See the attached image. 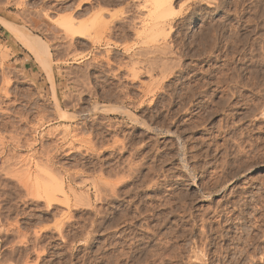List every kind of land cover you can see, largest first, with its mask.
Masks as SVG:
<instances>
[{"label": "rangeland", "instance_id": "1", "mask_svg": "<svg viewBox=\"0 0 264 264\" xmlns=\"http://www.w3.org/2000/svg\"><path fill=\"white\" fill-rule=\"evenodd\" d=\"M170 1L0 0V264H264V0Z\"/></svg>", "mask_w": 264, "mask_h": 264}, {"label": "bare ground", "instance_id": "2", "mask_svg": "<svg viewBox=\"0 0 264 264\" xmlns=\"http://www.w3.org/2000/svg\"><path fill=\"white\" fill-rule=\"evenodd\" d=\"M147 2H149V5H148V7L150 8L149 9V13H150V16L149 17H151L152 19L153 18H155L154 20H156L158 17H160L161 19H163V18H165V16L168 14V13H172L173 12V10L171 11V9H173V7L169 4V2H171L170 0H146ZM191 1V0H190ZM211 1V0H210ZM213 1V0H212ZM147 2H144V3H147ZM148 4V3H147ZM147 4H146V6H147ZM167 4H169V5H167ZM172 4V3H171ZM170 6V7H169ZM189 6V5H188ZM147 7V8H148ZM170 9V10H167V9ZM182 9V8H181ZM187 9V8H186ZM226 10V9H225ZM252 10V9H251ZM182 11V10H181ZM200 11V10H199ZM177 12V11H176ZM194 12V11H193ZM232 12V11H231ZM140 13H141V11H140ZM174 14L173 15H175V12H173ZM99 14V13H98ZM179 14V13H178ZM191 14V13H190ZM237 14V13H236ZM96 15V14H95ZM147 15H148V13H147ZM94 16V15H93ZM141 16V15H140ZM164 16V17H163ZM233 16V15H232ZM2 17V16H1ZM0 17V20H1V22H3L5 25H6V27L11 31V32H13V34L15 35V36H17L26 46H28L29 47V49L31 48L34 52H35V54H38L37 55V58L40 60V59H46V61H47V58H39L38 56H44V55H48L49 53V50H48V47H47V44L39 37V36H37V35H31L29 32H27L26 30L27 29H25L24 30V28L22 27V26H20V25H18V24H16V23H14V22H11V21H8V20H5V18L3 19V18H1ZM100 17V16H99ZM104 17V16H103ZM170 17H171V15H170ZM169 17V18H170ZM146 18H147V16H146ZM138 19V18H137ZM150 19V18H149ZM148 18H147V21H150ZM151 19V20H152ZM159 19V18H158ZM167 19H168V15H167ZM166 19V20H167ZM66 20V19H65ZM103 20V19H102ZM135 20V19H134ZM165 20V19H164ZM169 20V19H168ZM159 21V20H158ZM161 21V20H160ZM71 22V21H70ZM93 22V21H92ZM131 22V21H130ZM139 22V21H138ZM146 22V21H145ZM189 22V21H188ZM91 23V22H90ZM102 23H104L103 21H102ZM143 23H144V21H143ZM149 23V22H148ZM152 23V22H151ZM150 23V24H151ZM75 24V23H74ZM132 24V23H131ZM157 24V23H156ZM160 24V23H159ZM164 24V22L162 23V25ZM261 24V23H260ZM64 25H66V24H64ZM70 25V24H69ZM84 25V24H83ZM83 25H81V27L83 26ZM91 25H93V23L91 24ZM143 25H147V22H146V24H143ZM226 25V24H225ZM114 26V25H113ZM120 26V25H119ZM135 26V25H134ZM151 26H153V25H151ZM157 26H159V25H157ZM264 26V25H263ZM66 27H67V25H66ZM69 28H70V30H71V28H73L71 25L70 26H68ZM67 27V28H68ZM76 27V26H75ZM83 27H85V26H83ZM130 27V26H129ZM78 28V27H77ZM86 28V27H85ZM93 28V27H92ZM115 28V27H114ZM119 28V27H118ZM127 28V27H126ZM134 28V27H133ZM147 28V27H146ZM153 28V27H152ZM151 28V30H153ZM156 28V27H155ZM165 28V27H164ZM220 28V27H219ZM80 29V28H79ZM87 29V28H86ZM158 28H156V30H157ZM72 30H74V29H72ZM88 30V29H87ZM109 30V29H108ZM125 30V29H124ZM129 30V29H128ZM162 31H164L163 29H161ZM264 30V29H263ZM79 31H83V30H79ZM78 31V32H79ZM85 31V30H84ZM159 31V30H158ZM161 31V32H162ZM173 31V30H172ZM207 31H209V30H207ZM210 31H212V30H210ZM80 32V33H81ZM146 32H149V31H147L146 30ZM152 33H154L153 31H151ZM157 31H155V36H154V34H151L150 36L151 37H153V38H158V37H156L159 33H161V32H159V33H156ZM166 32H167V30H165V34H166ZM168 32H169V30H168ZM235 32V31H234ZM83 33V32H82ZM86 33V32H85ZM124 33V32H123ZM136 33V32H135ZM150 33V32H149ZM182 33V32H181ZM229 33H230V31H229ZM162 34H163V32H162ZM161 34V35H162ZM196 34V33H195ZM208 34V33H207ZM211 34V33H210ZM239 34V33H238ZM143 35V34H142ZM166 35H168V33L166 34ZM126 36V35H125ZM150 36L148 37L149 39H150ZM200 36V35H199ZM165 37V36H164ZM230 37H231V35H230ZM237 37V36H236ZM238 37H239V35H238ZM247 37V36H246ZM263 37V36H262ZM152 38V39H153ZM162 38V37H161ZM161 38H158L159 40L161 39ZM195 38V37H194ZM197 38V37H196ZM206 38V37H205ZM216 38V37H215ZM213 39V38H212ZM256 39H258V38H256ZM143 40V39H142ZM164 40V39H163ZM144 41V40H143ZM153 41V40H152ZM231 41V40H230ZM253 41V40H252ZM157 42V41H156ZM214 42V41H213ZM119 43V42H118ZM142 43V42H141ZM144 43V42H143ZM166 43V42H165ZM171 43V42H170ZM190 43V42H189ZM245 43V42H244ZM169 44V43H168ZM167 44V45H168ZM183 44V43H182ZM191 44H192V42H191ZM237 44V43H236ZM121 45V44H120ZM163 45H165V44H163ZM170 45V44H169ZM168 45V46H169ZM217 45V44H216ZM160 46V45H159ZM166 46V45H165ZM235 46V45H234ZM256 46V45H255ZM262 46V45H261ZM60 47V46H59ZM128 47V46H127ZM169 47H171V46H169ZM180 47V46H179ZM58 48V47H57ZM143 48V47H142ZM152 48V47H151ZM209 48V47H208ZM225 48V47H224ZM232 48V47H231ZM146 49V48H145ZM144 49V50H145ZM153 49H158V51L160 50V51H162L161 50V48L159 49V48H153ZM215 49V48H214ZM151 50V49H150ZM167 50H169V49H167ZM167 50H165V51H167ZM234 50V49H233ZM155 51V50H154ZM153 51V52H154ZM170 51H172V50H169V53H170ZM182 51V50H181ZM240 51V50H239ZM33 52V53H34ZM145 52H147V51H145ZM152 52V53H153ZM157 52V51H156ZM174 52H175V50H174ZM196 52V51H195ZM211 52V51H210ZM242 52V51H241ZM163 53H164V51H163ZM168 53V54H169ZM172 53V52H171ZM221 53V52H220ZM237 53V52H236ZM144 54V53H143ZM166 54H167V52H166ZM233 54V53H232ZM244 54V53H243ZM145 55V54H144ZM180 55V54H179ZM191 55V54H190ZM235 55V54H234ZM36 56V55H35ZM49 56V55H48ZM138 56V55H137ZM50 57V56H49ZM48 57V58H49ZM141 57V56H140ZM242 57V56H241ZM256 58V57H255ZM153 59V58H152ZM162 59V58H161ZM166 59V58H165ZM239 59V58H238ZM44 60H41V61H44ZM50 60V59H49ZM48 60V61H49ZM106 60H107V58H106ZM157 60H158V58H157ZM162 60H164V59H162ZM171 60V59H170ZM174 60V59H173ZM177 60V59H176ZM203 60V59H202ZM40 61V62H41ZM48 61H47V63H48ZM51 61V60H50ZM135 61H136V59H135ZM150 61V60H149ZM172 61V60H171ZM170 61V62H171ZM52 62V61H51ZM138 62V61H137ZM46 65H47V63L46 62H44ZM108 63V62H107ZM111 63V62H110ZM127 63V62H126ZM131 63H133V62H131ZM134 63H136V62H134ZM148 63V62H147ZM149 63H151L152 64V61L151 62H149ZM163 63V62H162ZM167 63V62H166ZM175 63V62H174ZM231 63V62H230ZM137 64V63H136ZM135 64V65H136ZM141 64V63H140ZM168 64V63H167ZM173 64V63H172ZM49 65V66H48ZM47 66H46V68H47V70H48V73H49V77L52 79V81H53V72H52V68H51V64H48ZM139 65V64H138ZM155 65V64H154ZM157 65V64H156ZM162 65H164V64H162ZM227 65V64H226ZM133 66V65H132ZM142 66V65H141ZM165 66H166V64H165ZM168 66V65H167ZM176 66H178V65H176ZM143 67V66H142ZM162 67V66H161ZM174 67V66H173ZM183 67V66H182ZM242 67V66H241ZM260 67V66H259ZM171 68V67H170ZM177 68V67H176ZM140 69V68H139ZM139 69H138V71H139ZM160 69V68H159ZM162 69V68H161ZM255 69V68H254ZM142 70V69H141ZM147 70V69H146ZM149 70V69H148ZM155 70V69H154ZM231 70V69H230ZM150 71V70H149ZM147 72V74H148V71H146ZM254 72V71H253ZM252 72V73H253ZM136 73V72H135ZM134 73V74H135ZM152 73V72H151ZM170 73V72H169ZM163 74V73H162ZM165 74V73H164ZM85 75V74H84ZM136 75V74H135ZM139 75V74H138ZM150 75V74H149ZM209 75V74H208ZM225 75V74H224ZM246 76V75H245ZM135 77H137V76H135ZM159 77V76H158ZM156 78V77H155ZM161 78H163V77H161ZM240 78V77H239ZM238 78V79H239ZM153 79V78H152ZM157 79V78H156ZM224 79V78H223ZM232 79V78H231ZM240 80V79H239ZM254 80V79H253ZM160 81H161V79H160ZM151 82V81H150ZM152 82H154V81H152ZM159 82V81H158ZM246 82V81H245ZM256 82V81H255ZM8 83V82H7ZM220 83H222V82H220ZM127 84V83H126ZM137 84V83H136ZM159 84V83H158ZM200 84V83H199ZM209 84V83H208ZM169 85V84H168ZM187 85V84H186ZM193 85V84H192ZM201 85V84H200ZM134 86V85H133ZM142 86V85H141ZM147 86V85H146ZM195 86V85H194ZM208 86V85H207ZM155 87H157V85H155ZM205 87V86H204ZM4 88V87H3ZM126 89V88H125ZM146 89V88H145ZM144 89V90H145ZM154 89V88H153ZM89 90V89H88ZM118 90V89H117ZM187 90V89H186ZM259 90V89H258ZM261 90V89H260ZM86 91V90H85ZM152 91H154V90H152ZM145 92V91H144ZM206 92V91H205ZM124 93V92H123ZM214 93V92H213ZM127 94V93H126ZM145 94H146V92H145ZM144 94V95H145ZM174 95V94H173ZM237 95V94H236ZM8 96V95H7ZM116 96V95H115ZM118 96V95H117ZM132 96V95H131ZM172 96V95H171ZM154 97V96H153ZM222 97H223V95H222ZM56 98V97H55ZM192 98V97H191ZM207 98V97H206ZM118 99V98H117ZM142 99V98H141ZM153 99V98H152ZM205 99V98H204ZM225 100V99H224ZM151 101V100H150ZM171 101V100H170ZM241 101V100H240ZM163 102V101H162ZM227 102V101H226ZM256 102V101H255ZM141 103V102H140ZM248 104V103H247ZM57 105H58V103H57ZM134 105V104H133ZM214 105H216V104H214ZM232 105V104H231ZM189 106V105H188ZM207 106V105H206ZM235 107H236V105H234ZM254 106H256V105H254ZM58 107V106H57ZM120 107V106H119ZM164 107V106H163ZM186 107V106H185ZM228 107V106H227ZM122 108V107H121ZM124 108V107H123ZM184 108V107H183ZM215 108V107H214ZM254 108V107H253ZM59 109V108H58ZM247 109V108H246ZM256 109V108H255ZM116 110V109H115ZM124 110V109H123ZM122 110V111H123ZM209 110V109H208ZM222 110V109H221ZM252 110V109H251ZM250 110V111H251ZM119 111V110H118ZM127 111V110H126ZM241 111V110H240ZM264 111V110H263ZM179 112V111H178ZM215 112V111H214ZM255 112V111H254ZM131 113V112H130ZM212 113V112H211ZM70 114V113H69ZM153 114V113H152ZM210 114V113H209ZM249 114V113H248ZM260 114V113H259ZM263 115H264V113H262ZM63 116V115H62ZM210 116V115H209ZM171 117V116H170ZM204 117V116H203ZM238 117V116H237ZM201 118V117H200ZM239 118H240V116H239ZM70 119V118H69ZM198 119V118H197ZM205 119V118H204ZM241 119V118H240ZM237 120V119H236ZM234 121V120H233ZM199 122V121H198ZM123 123V122H122ZM254 123V122H253ZM121 124V123H120ZM139 124V123H138ZM218 124V123H217ZM167 125V124H166ZM232 125H234V124H232ZM260 125V124H259ZM111 126V125H110ZM192 126V125H191ZM190 126V127H191ZM119 127V126H118ZM146 127V126H145ZM179 127V126H178ZM212 127V126H211ZM218 127V126H217ZM261 127V126H260ZM223 128V127H222ZM156 129V128H155ZM182 129V128H181ZM192 129V128H191ZM187 130V129H186ZM243 130V129H242ZM249 130V129H248ZM262 130V129H261ZM164 131V130H163ZM163 131H161V132H163ZM183 131V130H182ZM255 131V130H254ZM165 132V131H164ZM166 132H169V131H166ZM219 132V131H218ZM226 132V131H225ZM231 132V131H230ZM145 133V132H144ZM247 133V132H246ZM251 133V132H250ZM241 134V133H240ZM233 136V135H232ZM242 136V135H241ZM150 137V136H149ZM151 138V137H150ZM179 138V137H178ZM155 139V138H154ZM251 139V138H250ZM226 140V139H225ZM257 140V139H256ZM171 141V140H170ZM214 141V140H213ZM209 142H211V141H209ZM225 142V141H224ZM228 142V141H227ZM236 142V141H235ZM159 143V142H158ZM172 143V142H171ZM206 143V142H205ZM242 143V142H241ZM127 144V143H126ZM131 144V143H130ZM135 144V143H134ZM168 144V143H167ZM232 144V143H231ZM225 145V144H224ZM139 147V146H138ZM144 148V147H143ZM177 148V147H176ZM225 148V147H224ZM205 150V149H204ZM244 150V149H243ZM256 150V149H255ZM121 151V150H120ZM182 151V150H181ZM201 152V151H200ZM210 152V151H209ZM225 152V151H224ZM237 152V151H236ZM252 152H254V151H252ZM222 153V152H221ZM180 154H182V152L180 153ZM194 154V153H193ZM197 154V153H196ZM201 154V153H200ZM214 155H215V153H214ZM247 155V154H246ZM250 155V154H249ZM259 155H261V154H259ZM183 156V155H182ZM264 156V155H263ZM173 157V156H172ZM191 157V156H190ZM206 157V156H205ZM231 157V156H230ZM169 158V157H168ZM196 158V157H195ZM235 158V157H234ZM237 158V157H236ZM190 159V158H189ZM254 159V158H253ZM256 159V158H255ZM99 160V159H98ZM229 160V159H228ZM182 161H185L183 158H182ZM224 161H225V159H224ZM241 161V160H240ZM250 161V160H249ZM257 161V160H256ZM247 162V161H246ZM183 163V162H182ZM207 163V162H206ZM197 164V163H196ZM246 164V163H245ZM248 164V163H247ZM200 165V164H199ZM137 166V165H136ZM141 166V165H140ZM185 166L188 168V166H187V164H185ZM193 166V165H192ZM239 167V166H238ZM240 167H242V166H240ZM132 168V167H131ZM134 170H136V169H134ZM236 170V169H235ZM239 170V169H238ZM193 175V174H192ZM191 175V176H192ZM28 176V175H27ZM226 176V175H225ZM29 177V176H28ZM42 177H44V175L42 174ZM38 178V177H37ZM36 178V179H37ZM46 178V177H45ZM49 177H47V179H48ZM192 178V177H191ZM226 178V177H225ZM36 179H34L35 180V183H36V185L35 186H37V188L38 189H40L39 187H40V185H39V182H38V185H37V181H38V179H37V181H36ZM44 179V178H43ZM46 179V180H47ZM239 179V178H238ZM29 180V182H30V179H28ZM48 181V180H47ZM46 181V182H47ZM46 182H44V183H46ZM63 182V181H62ZM62 182H60L59 183V185H57L58 187H54V186H52V188H53V191H54V189H58V190H60L61 191V193H62V191H63V185H62ZM41 184V185H45L46 187H47V189L51 186L50 184L51 183H49L48 182V184ZM203 183V182H202ZM31 184V183H30ZM160 184V183H159ZM48 185V186H47ZM211 186V185H210ZM209 186V187H210ZM214 186V185H213ZM110 187V186H109ZM237 187V186H236ZM155 188H156V186H155ZM42 189H43V187H42ZM223 189H224V187H223ZM57 190V191H58ZM36 191V190H35ZM48 192H49V190H47ZM59 191V192H60ZM233 191V190H232ZM44 192H46V189H44ZM43 192V193H44ZM231 192V191H230ZM47 193V192H46ZM63 193H64V191H63ZM115 193V192H114ZM40 195V194H39ZM45 195H47V194H45ZM255 195V194H254ZM49 196V195H48ZM47 196V198H49ZM105 196V195H104ZM224 196V195H223ZM50 199V198H49ZM115 199V198H114ZM69 200V199H68ZM68 200H67V202H68ZM130 201V200H129ZM257 201V200H256ZM255 202V201H254ZM179 204V203H178ZM245 204V203H244ZM242 205V204H241ZM236 206V205H235ZM247 206V205H246ZM259 206V205H258ZM139 207V206H138ZM180 207V206H179ZM137 208V207H136ZM142 208V207H141ZM225 208V207H224ZM254 208V207H253ZM256 208V207H255ZM180 209V208H179ZM171 210V209H170ZM176 210V209H175ZM182 210V209H181ZM261 210V209H260ZM175 212V211H174ZM246 212V211H245ZM125 213V212H124ZM127 213V212H126ZM238 213V212H237ZM129 214V213H128ZM125 215V214H124ZM224 216V215H223ZM134 218V217H133ZM236 218V217H235ZM234 219V218H233ZM263 219V218H262ZM118 220V219H117ZM116 220V221H117ZM121 220H123V219H121ZM142 220V219H141ZM152 220V219H151ZM133 221V220H132ZM182 221V220H181ZM148 222V221H147ZM122 224V223H121ZM130 225V224H129ZM160 225V224H159ZM206 225V224H205ZM254 227V226H253ZM173 228H175V227H173ZM173 228H171V229H173ZM191 229V228H190ZM180 230V229H179ZM148 231V230H147ZM186 231V230H185ZM158 232V231H157ZM180 232V231H179ZM183 232V231H182ZM181 232V233H182ZM145 233V232H144ZM141 235V234H140ZM162 235V234H161ZM172 235V234H171ZM183 235V234H182ZM191 235V234H190ZM261 235V234H260ZM181 236V235H180ZM150 237V236H149ZM162 237V236H161ZM259 238V237H258ZM252 239V238H251ZM234 240H235V238H234ZM246 241V240H245ZM167 243H169V242H167ZM167 245V244H166ZM177 245V244H176ZM251 245V244H250ZM152 246V245H151ZM243 246V245H242ZM228 247V246H227ZM237 247V246H236ZM157 248H159V247H157ZM200 248V247H199ZM222 248V247H221ZM143 249V248H142ZM173 249V248H172ZM237 249V248H236ZM154 250V249H153ZM184 250V249H183ZM200 250V249H199ZM128 252V251H127ZM148 253H150V252H148ZM147 253V254H148ZM159 253V252H158ZM163 253V252H162ZM226 253V252H225ZM197 254V253H196ZM125 255V254H124ZM174 255V254H173ZM196 256V255H195ZM126 257V256H125ZM127 257H128V255H127ZM171 258V257H170ZM173 258V257H172ZM236 258V257H235ZM239 258V257H238ZM145 259V258H144ZM196 259V258H195ZM201 259V258H200ZM250 259V258H249ZM119 260V259H118ZM127 260V259H126ZM141 260V259H140ZM181 260V259H180ZM143 261V260H142ZM218 261V260H217ZM245 261V260H244ZM243 261V262H244ZM185 262V261H184ZM182 263V262H181ZM234 263V262H233ZM232 263V264H233ZM116 264V263H115ZM122 264V263H121ZM127 264V263H126ZM200 264V263H199ZM246 264V263H245Z\"/></svg>", "mask_w": 264, "mask_h": 264}, {"label": "crops", "instance_id": "3", "mask_svg": "<svg viewBox=\"0 0 264 264\" xmlns=\"http://www.w3.org/2000/svg\"><path fill=\"white\" fill-rule=\"evenodd\" d=\"M7 38L9 40V36L5 33V31L3 29V25L0 23V43L2 45H5V43L7 42ZM10 41H11V44L8 43L7 45L9 47V50L11 52H13V56H16L17 55L18 57H21V55H22V57L20 59L23 58L24 59V62H28V60H26V57L24 56L25 55L24 49L21 48V50H19V49H16L15 50V48H14V47H18L19 46L18 45L19 44L18 41L14 40L12 38H11Z\"/></svg>", "mask_w": 264, "mask_h": 264}]
</instances>
